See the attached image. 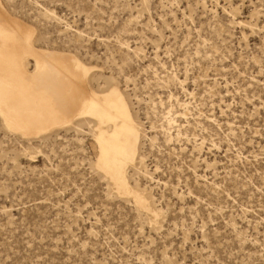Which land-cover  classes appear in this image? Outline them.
I'll list each match as a JSON object with an SVG mask.
<instances>
[{
    "label": "rangeland",
    "instance_id": "rangeland-1",
    "mask_svg": "<svg viewBox=\"0 0 264 264\" xmlns=\"http://www.w3.org/2000/svg\"><path fill=\"white\" fill-rule=\"evenodd\" d=\"M1 3L126 95L155 216L95 168L88 122L0 124V264H264V0Z\"/></svg>",
    "mask_w": 264,
    "mask_h": 264
},
{
    "label": "bare ground",
    "instance_id": "bare-ground-1",
    "mask_svg": "<svg viewBox=\"0 0 264 264\" xmlns=\"http://www.w3.org/2000/svg\"><path fill=\"white\" fill-rule=\"evenodd\" d=\"M35 29L0 0V124L23 138L88 122L95 168L120 195L154 215L146 194L131 185L128 169L141 163L140 128L126 95L112 82L99 89L92 66L71 52L37 47ZM155 216V215H154Z\"/></svg>",
    "mask_w": 264,
    "mask_h": 264
}]
</instances>
